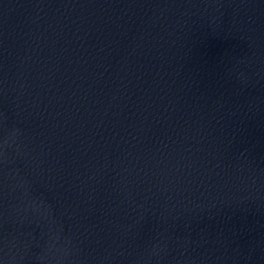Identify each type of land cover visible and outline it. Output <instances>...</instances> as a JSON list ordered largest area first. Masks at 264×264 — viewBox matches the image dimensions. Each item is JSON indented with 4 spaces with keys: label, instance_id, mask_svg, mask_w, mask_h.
<instances>
[{
    "label": "water",
    "instance_id": "obj_1",
    "mask_svg": "<svg viewBox=\"0 0 264 264\" xmlns=\"http://www.w3.org/2000/svg\"><path fill=\"white\" fill-rule=\"evenodd\" d=\"M0 264H264V0H0Z\"/></svg>",
    "mask_w": 264,
    "mask_h": 264
}]
</instances>
